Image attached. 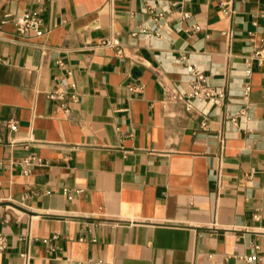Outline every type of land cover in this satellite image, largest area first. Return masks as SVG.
<instances>
[{"label":"crops","instance_id":"0c3cea01","mask_svg":"<svg viewBox=\"0 0 264 264\" xmlns=\"http://www.w3.org/2000/svg\"><path fill=\"white\" fill-rule=\"evenodd\" d=\"M231 10L0 0V264H264V0ZM26 13L42 37L16 36ZM188 67L224 102H167ZM71 84L78 102L47 99Z\"/></svg>","mask_w":264,"mask_h":264},{"label":"built area","instance_id":"2783aa9c","mask_svg":"<svg viewBox=\"0 0 264 264\" xmlns=\"http://www.w3.org/2000/svg\"><path fill=\"white\" fill-rule=\"evenodd\" d=\"M232 3L233 0H218V6L224 15L228 16L232 13ZM161 14H157V17H161ZM10 15L5 16L3 23L9 19ZM16 36L21 40H27L30 34H34L36 38H40L44 35L45 29L43 28L42 19L38 14L35 13H26L21 16L11 19ZM111 46V43H103L102 46ZM39 50L42 54L45 53L46 47L43 45L39 46ZM117 55L123 56L122 51L118 50ZM252 59L257 62L261 67H264V41L259 45L253 53ZM186 74L189 77L188 92H181L175 86H164L165 99L169 103H179L182 104L187 112H193L194 101L205 102L211 106L219 105L224 102L226 94L224 90L220 88L212 87L208 78L203 74V72L197 70L194 67H188L186 69ZM251 75V70H246L244 72L245 79H249ZM70 88L62 91H53L47 95V99L50 101H58L63 107H67L69 104H73L79 101V94L76 91L74 85H68ZM250 92L249 84L246 83L244 86L243 96L244 99L247 98ZM235 116V115H233ZM234 122V119H231ZM206 123L202 124V128H206ZM9 128L12 131L17 129L15 123H10ZM33 158L23 160L19 165L21 167V173L23 175H28L30 167L32 166ZM6 248V239L0 234V251H3ZM22 258L27 262L28 257L22 255ZM248 262L256 261V257L247 258Z\"/></svg>","mask_w":264,"mask_h":264}]
</instances>
